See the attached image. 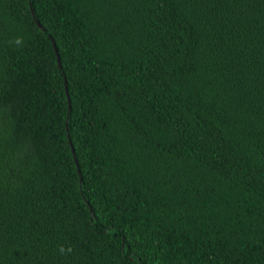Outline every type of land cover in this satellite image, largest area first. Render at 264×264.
I'll use <instances>...</instances> for the list:
<instances>
[{"label": "trees", "instance_id": "trees-1", "mask_svg": "<svg viewBox=\"0 0 264 264\" xmlns=\"http://www.w3.org/2000/svg\"><path fill=\"white\" fill-rule=\"evenodd\" d=\"M0 264H264V0H0Z\"/></svg>", "mask_w": 264, "mask_h": 264}, {"label": "water", "instance_id": "water-1", "mask_svg": "<svg viewBox=\"0 0 264 264\" xmlns=\"http://www.w3.org/2000/svg\"><path fill=\"white\" fill-rule=\"evenodd\" d=\"M36 23H37V25L39 26V27H41V24L36 20ZM51 40H52V43H53V46H54V49H55V51H56V53H57V47H56V45H55V42L53 41V39L51 38ZM57 58H58V63H59V66L61 67V64H60V60H59V55L57 54ZM67 90V89H66Z\"/></svg>", "mask_w": 264, "mask_h": 264}]
</instances>
